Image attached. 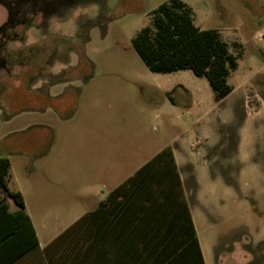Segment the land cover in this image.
<instances>
[{"label": "rangeland", "instance_id": "obj_1", "mask_svg": "<svg viewBox=\"0 0 264 264\" xmlns=\"http://www.w3.org/2000/svg\"><path fill=\"white\" fill-rule=\"evenodd\" d=\"M17 1L9 23L0 0V157L40 192L38 229L171 147L207 263L264 264V0H182L238 57L220 101L190 70L151 72L133 46L171 0H50L45 16Z\"/></svg>", "mask_w": 264, "mask_h": 264}, {"label": "trees", "instance_id": "obj_2", "mask_svg": "<svg viewBox=\"0 0 264 264\" xmlns=\"http://www.w3.org/2000/svg\"><path fill=\"white\" fill-rule=\"evenodd\" d=\"M133 46L151 72L169 74L190 70L195 76L208 80L217 101L232 92L228 77L238 68V57L230 52L218 30H203L194 24L192 9L182 0L161 4L153 13L152 27L144 28L133 40ZM11 178V161L2 156L0 189L4 198L0 200V264H10L39 245L22 193L10 188ZM182 196V180L174 152L166 147L115 188L105 201L139 202L149 207L148 204L157 202L171 205ZM7 198L15 202L16 211L10 210ZM186 211L190 221L188 208ZM85 218L87 215L82 219ZM191 229L194 264L198 260L204 264L193 225Z\"/></svg>", "mask_w": 264, "mask_h": 264}, {"label": "crops", "instance_id": "obj_3", "mask_svg": "<svg viewBox=\"0 0 264 264\" xmlns=\"http://www.w3.org/2000/svg\"><path fill=\"white\" fill-rule=\"evenodd\" d=\"M175 160L179 170L176 157ZM13 177L12 172L10 181L14 180ZM180 177L183 196L171 205L157 202L145 207L139 202L105 201L118 185L106 194L102 192L88 207L78 210L66 221L41 218L39 229L28 211V201H31L30 195L40 192L24 189L30 182L27 178L22 182L14 180L15 185L10 188L22 193L39 245L10 264H194L192 225L204 264H208L181 173ZM3 198L0 189V200ZM7 202L11 211L17 210L11 198H7ZM85 215L87 218L82 219ZM78 221L80 223L75 225ZM70 227L72 229L66 232ZM196 264L201 262L198 260Z\"/></svg>", "mask_w": 264, "mask_h": 264}, {"label": "flooded vegetation", "instance_id": "obj_4", "mask_svg": "<svg viewBox=\"0 0 264 264\" xmlns=\"http://www.w3.org/2000/svg\"><path fill=\"white\" fill-rule=\"evenodd\" d=\"M27 1V0H25ZM41 2V12L44 14V16L47 14H50V0H40ZM20 3H18L17 0H10V4L8 5V8H9V23L12 22V20H16V19H20V17L17 15V9H18V6H20ZM16 4V5H14ZM8 27V24L4 25V26H0V31H4L6 28ZM10 40V38H7ZM3 61L0 59V64L2 63Z\"/></svg>", "mask_w": 264, "mask_h": 264}]
</instances>
